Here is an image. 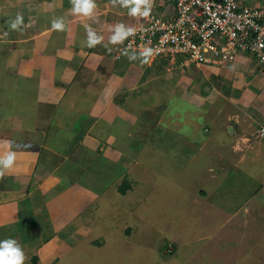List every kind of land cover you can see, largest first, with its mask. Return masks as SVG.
I'll use <instances>...</instances> for the list:
<instances>
[{
  "label": "crops",
  "instance_id": "0c3cea01",
  "mask_svg": "<svg viewBox=\"0 0 264 264\" xmlns=\"http://www.w3.org/2000/svg\"><path fill=\"white\" fill-rule=\"evenodd\" d=\"M92 3L84 14L73 11L74 0H0V155L15 153L11 166L0 167V239L18 241L23 264L34 257L38 264H98L88 247L102 246L109 232H99L94 208L110 196L129 198L128 189L154 194L155 181L143 188L148 178L134 179L127 163L161 177L153 158L180 154L183 145L214 143L204 170L211 180L242 177L230 190L241 202L218 211L222 220H237L242 208L254 213L264 191V66L257 58L239 53L229 64L196 66L131 50L118 56L114 46L126 36L111 37L117 25L140 21L129 11L135 0ZM17 15L22 23L12 28ZM87 29L99 37L92 45ZM89 51L86 62L100 65L95 75L81 67ZM124 181L133 189L121 190ZM135 232L126 226L119 237L131 244Z\"/></svg>",
  "mask_w": 264,
  "mask_h": 264
},
{
  "label": "rangeland",
  "instance_id": "374dc122",
  "mask_svg": "<svg viewBox=\"0 0 264 264\" xmlns=\"http://www.w3.org/2000/svg\"><path fill=\"white\" fill-rule=\"evenodd\" d=\"M252 1L245 0V3L252 5ZM90 54L89 51L81 67L90 69L95 75L100 65L86 62ZM213 148H216L214 143L200 150L196 146L183 145L180 154L174 152L173 156L168 151L165 155L155 156L153 161L161 168V177L158 174L147 177L148 166L131 169L130 162L127 163L134 179L146 183L148 178L143 188H149V184L155 181L158 191L141 196L138 192L129 191L128 188L133 189L134 186L124 181L120 189H128L129 198L119 194L115 198L110 196L111 200L105 203L101 201L103 206L93 210L98 214L93 216V220L100 227L99 232L106 226L109 233L102 246L89 245L87 258H94L98 264H264V225L261 223L264 219V191L255 196L254 213L245 212L242 208L237 220V217L231 221L222 220L217 215L218 211H230L241 202L242 196H237V192L230 194V190L236 191L235 186L242 177L216 178L213 181L205 176L204 170L214 159ZM148 159L142 157L145 162ZM260 159L263 176L264 157ZM212 165L213 169L217 166ZM97 169L95 167L91 172L97 174ZM86 179L92 185L94 178L85 176ZM201 192L202 195L199 194ZM202 201L207 204V212L201 207ZM129 209L140 214L143 220L151 218L150 222H141L136 216L129 219ZM202 218H207L205 223ZM126 226L137 230L132 236L134 243L124 241V233L119 237V232ZM174 245L178 249L174 250Z\"/></svg>",
  "mask_w": 264,
  "mask_h": 264
},
{
  "label": "built area",
  "instance_id": "2783aa9c",
  "mask_svg": "<svg viewBox=\"0 0 264 264\" xmlns=\"http://www.w3.org/2000/svg\"><path fill=\"white\" fill-rule=\"evenodd\" d=\"M145 8L147 15H143ZM140 21L114 46L185 65L229 64L250 53L264 66V7L241 0H143ZM127 29V28H126Z\"/></svg>",
  "mask_w": 264,
  "mask_h": 264
},
{
  "label": "clouds",
  "instance_id": "9594fccd",
  "mask_svg": "<svg viewBox=\"0 0 264 264\" xmlns=\"http://www.w3.org/2000/svg\"><path fill=\"white\" fill-rule=\"evenodd\" d=\"M127 2V0H125ZM143 0H135L133 7L129 9L131 14H136L140 11V4ZM93 3L92 0H74L73 11L77 13L89 14L92 11ZM143 15H147V9L145 8ZM22 23V18L17 15V17L11 22L10 27L16 28L19 24ZM54 27H61V24L58 21L53 22ZM88 31V44L92 45L97 42L99 37L91 30ZM133 30L131 28L125 29L124 25L119 24L115 28V32L111 37L113 42L123 39ZM146 55V53H142ZM15 157V153L12 151L7 152L6 154L0 155V167H9L12 165ZM24 252L15 238L9 237L5 239H0V264H23L24 262Z\"/></svg>",
  "mask_w": 264,
  "mask_h": 264
},
{
  "label": "trees",
  "instance_id": "16d2710c",
  "mask_svg": "<svg viewBox=\"0 0 264 264\" xmlns=\"http://www.w3.org/2000/svg\"><path fill=\"white\" fill-rule=\"evenodd\" d=\"M32 264H38V260H37L36 257H34V258L32 259Z\"/></svg>",
  "mask_w": 264,
  "mask_h": 264
}]
</instances>
